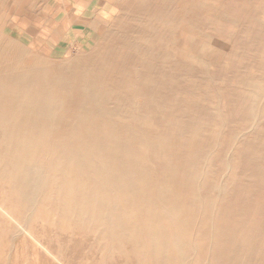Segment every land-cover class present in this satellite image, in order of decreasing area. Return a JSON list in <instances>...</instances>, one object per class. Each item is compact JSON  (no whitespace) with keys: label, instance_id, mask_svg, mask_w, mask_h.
I'll return each mask as SVG.
<instances>
[{"label":"rangeland","instance_id":"374dc122","mask_svg":"<svg viewBox=\"0 0 264 264\" xmlns=\"http://www.w3.org/2000/svg\"><path fill=\"white\" fill-rule=\"evenodd\" d=\"M76 33L0 28V264H264V0H96Z\"/></svg>","mask_w":264,"mask_h":264},{"label":"crops","instance_id":"0c3cea01","mask_svg":"<svg viewBox=\"0 0 264 264\" xmlns=\"http://www.w3.org/2000/svg\"><path fill=\"white\" fill-rule=\"evenodd\" d=\"M0 28L16 32L31 50L40 44L48 57L52 44L74 42L76 30L96 32V0H0Z\"/></svg>","mask_w":264,"mask_h":264}]
</instances>
